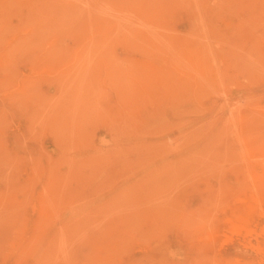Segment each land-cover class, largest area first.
Instances as JSON below:
<instances>
[{"label":"rangeland","instance_id":"rangeland-1","mask_svg":"<svg viewBox=\"0 0 264 264\" xmlns=\"http://www.w3.org/2000/svg\"><path fill=\"white\" fill-rule=\"evenodd\" d=\"M263 209L264 0H0V264H264Z\"/></svg>","mask_w":264,"mask_h":264},{"label":"bare ground","instance_id":"bare-ground-1","mask_svg":"<svg viewBox=\"0 0 264 264\" xmlns=\"http://www.w3.org/2000/svg\"><path fill=\"white\" fill-rule=\"evenodd\" d=\"M199 18V17H198ZM110 21V20H109ZM131 30V29H130ZM120 31V30H119ZM154 34V33H153ZM152 36V35H151ZM9 37V36H8ZM16 42V41H15ZM152 43V42H151ZM102 44V43H101ZM102 49V48H101ZM93 62V61H92ZM89 63V62H88ZM245 82V81H244ZM253 200V199H252ZM257 202V201H256ZM258 203V202H257ZM260 203V202H259ZM246 204V203H245ZM242 205V204H241ZM244 205V204H243ZM255 205V204H254ZM258 205L259 204H257V207H258ZM263 205V204H262ZM244 207V206H243ZM245 208V207H244ZM252 208V207H251ZM259 209V208H258ZM257 209V210H258ZM242 210H245V209H242ZM247 210V209H246ZM260 210V209H259ZM248 211H249V209H248ZM262 211V210H261ZM263 211H264V209H263ZM246 212V211H245ZM253 214V213H252ZM263 214V213H262ZM255 216L254 217H256L257 215L256 214H254ZM259 215H260V213H259ZM247 216H248V213H247ZM252 216V215H251ZM233 217V216H232ZM237 217V216H236ZM253 217V216H252ZM260 217H261V215H260ZM232 219H236V218H232ZM242 220V219H241ZM241 220H239V221H241ZM245 220H247V218L245 219ZM251 220V219H250ZM225 221V220H224ZM244 221V220H243ZM246 222V221H245ZM248 222V221H247ZM240 223V222H239ZM251 223V222H250ZM227 224V223H226ZM235 225V224H234ZM243 225V224H242ZM249 225V224H248ZM254 225V224H253ZM238 226V225H237ZM245 226H247V225H245ZM252 227V226H251ZM256 227V226H255ZM249 228V227H248ZM263 228V227H262ZM261 228V229H262ZM231 229V228H230ZM233 229V228H232ZM237 229V228H236ZM239 229V228H238ZM241 229V228H240ZM251 229V228H250ZM254 230V229H253ZM235 231V230H234ZM233 231V232H234ZM237 231V230H236ZM242 231H244V230H242ZM262 231V230H261ZM232 231L230 232V233H233ZM245 233V232H244ZM262 233H263V231H262ZM235 234V233H234ZM248 234V233H247ZM250 234V233H249ZM245 236H246V234H245ZM263 240V239H262ZM224 244V243H223ZM250 245V244H249ZM263 246V245H262ZM255 249V248H254ZM258 249H260V248H258ZM262 250V249H261ZM256 251H257V249H256ZM259 252H260V250H259ZM262 252V251H261Z\"/></svg>","mask_w":264,"mask_h":264}]
</instances>
